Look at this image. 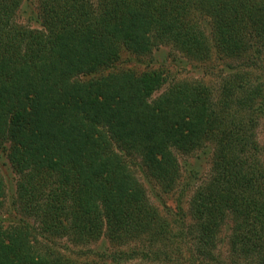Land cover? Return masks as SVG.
I'll use <instances>...</instances> for the list:
<instances>
[{
  "label": "trees",
  "instance_id": "obj_1",
  "mask_svg": "<svg viewBox=\"0 0 264 264\" xmlns=\"http://www.w3.org/2000/svg\"><path fill=\"white\" fill-rule=\"evenodd\" d=\"M25 2L37 28L16 21ZM160 46L237 67L216 87L104 74L122 50ZM260 117L264 0H0V152L14 175L0 264H264ZM207 148L209 177L174 225L140 177L167 193L179 157Z\"/></svg>",
  "mask_w": 264,
  "mask_h": 264
},
{
  "label": "rangeland",
  "instance_id": "obj_2",
  "mask_svg": "<svg viewBox=\"0 0 264 264\" xmlns=\"http://www.w3.org/2000/svg\"><path fill=\"white\" fill-rule=\"evenodd\" d=\"M35 14V3L27 2L26 4L25 2L17 12L16 21L23 26L37 28V24L32 19ZM229 62V65L226 63L220 64L214 58L206 63L197 62L184 57L171 46H160L147 55H138L122 50L117 61L104 74L117 71H131L136 75L158 72L166 77V86L168 83L182 80H202L211 87H216L221 74L224 73L227 67L229 68L231 65L237 67V62L231 60ZM159 93L157 92L153 96L156 97ZM258 123L257 141L262 146L261 156L264 162V117H260ZM210 164L211 148L190 156H180L179 176L173 189L167 193L162 192L154 183L144 182L142 177H140V180L145 187L150 203L161 215L175 225L178 218L177 214L180 215V218H184V216L188 218L189 199L197 186L208 179L211 169ZM0 176L5 187L4 195L0 197L3 202V206L0 207V216H3L6 220L8 218L5 211L14 194V175L9 167L6 155L1 152ZM7 222L10 223L9 220ZM7 222L3 223L6 224ZM227 235L228 231L223 230L220 234V244H218L219 252L224 257L227 250Z\"/></svg>",
  "mask_w": 264,
  "mask_h": 264
}]
</instances>
